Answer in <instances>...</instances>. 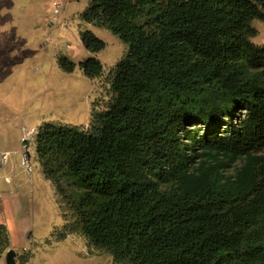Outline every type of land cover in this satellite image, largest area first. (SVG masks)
<instances>
[{"label": "trees", "instance_id": "trees-1", "mask_svg": "<svg viewBox=\"0 0 264 264\" xmlns=\"http://www.w3.org/2000/svg\"><path fill=\"white\" fill-rule=\"evenodd\" d=\"M81 19L128 52L88 129L37 137L65 220L57 241L80 233L114 264H264V0H89ZM81 42L106 49L88 30ZM59 66L104 70L94 57Z\"/></svg>", "mask_w": 264, "mask_h": 264}, {"label": "rangeland", "instance_id": "rangeland-1", "mask_svg": "<svg viewBox=\"0 0 264 264\" xmlns=\"http://www.w3.org/2000/svg\"><path fill=\"white\" fill-rule=\"evenodd\" d=\"M88 6L89 0H0V220L11 232L3 251L14 250L18 264H114L80 233L57 241L65 223L60 197L35 149L42 127L88 129L94 112L113 97V70L128 47L106 28L82 21ZM253 26V42L264 46V22ZM86 30L106 43L104 51L85 49ZM63 56L78 65L94 57L103 74L89 79L79 67L66 73L59 66ZM25 140L31 142L30 157Z\"/></svg>", "mask_w": 264, "mask_h": 264}, {"label": "water", "instance_id": "water-1", "mask_svg": "<svg viewBox=\"0 0 264 264\" xmlns=\"http://www.w3.org/2000/svg\"><path fill=\"white\" fill-rule=\"evenodd\" d=\"M31 142L29 140H25L22 143V146L25 151V155L30 157L29 149ZM6 264H18L17 262V253L14 250H9L6 254Z\"/></svg>", "mask_w": 264, "mask_h": 264}, {"label": "crops", "instance_id": "crops-1", "mask_svg": "<svg viewBox=\"0 0 264 264\" xmlns=\"http://www.w3.org/2000/svg\"><path fill=\"white\" fill-rule=\"evenodd\" d=\"M8 228V227H7ZM9 231V228H8ZM10 233V238H11V232ZM9 250L3 251V249H0V264H6V254Z\"/></svg>", "mask_w": 264, "mask_h": 264}, {"label": "built area", "instance_id": "built-area-1", "mask_svg": "<svg viewBox=\"0 0 264 264\" xmlns=\"http://www.w3.org/2000/svg\"><path fill=\"white\" fill-rule=\"evenodd\" d=\"M0 227H1V220H0Z\"/></svg>", "mask_w": 264, "mask_h": 264}]
</instances>
